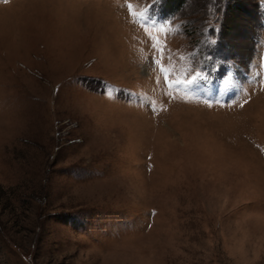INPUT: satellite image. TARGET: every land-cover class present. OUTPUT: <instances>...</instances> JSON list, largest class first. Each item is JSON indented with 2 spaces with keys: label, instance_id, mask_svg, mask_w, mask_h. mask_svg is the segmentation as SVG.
I'll return each mask as SVG.
<instances>
[{
  "label": "rangeland",
  "instance_id": "374dc122",
  "mask_svg": "<svg viewBox=\"0 0 264 264\" xmlns=\"http://www.w3.org/2000/svg\"><path fill=\"white\" fill-rule=\"evenodd\" d=\"M0 264H264V0H0Z\"/></svg>",
  "mask_w": 264,
  "mask_h": 264
},
{
  "label": "snow or ice",
  "instance_id": "6c2138e0",
  "mask_svg": "<svg viewBox=\"0 0 264 264\" xmlns=\"http://www.w3.org/2000/svg\"><path fill=\"white\" fill-rule=\"evenodd\" d=\"M128 9H129V13L131 14V11H132V6L131 4L128 5ZM145 19H147V17H145ZM148 39L151 41L152 40V37L149 36ZM152 48L156 51V52H160L161 53V59L163 58V49H160V48H157L156 46V42H153L152 43ZM156 63V60L153 59V64ZM162 71V69H161ZM207 77H206V74H202L200 71H196L194 73V75H192L188 81L186 82V87L191 89V90H194L195 88L197 87H200L202 82L203 81H206ZM165 81H167V77H165ZM209 106H212L211 104H209ZM241 107L243 105H240ZM153 111H155V109H153Z\"/></svg>",
  "mask_w": 264,
  "mask_h": 264
}]
</instances>
